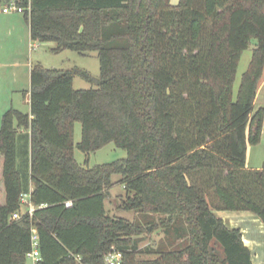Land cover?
<instances>
[{
  "label": "trees",
  "instance_id": "1",
  "mask_svg": "<svg viewBox=\"0 0 264 264\" xmlns=\"http://www.w3.org/2000/svg\"><path fill=\"white\" fill-rule=\"evenodd\" d=\"M31 6L32 39L55 42L54 52H96L100 78L79 67L34 65L31 112L11 107L3 114L0 264H26L33 227L37 264H79L78 254L83 264H103L113 247L123 264H253L241 230L216 212L250 211L264 222V164L246 166L247 147L261 142L264 125V108L255 110L264 78V0H31ZM76 76L98 87L76 89ZM77 122L82 136L75 143ZM109 143L127 157L93 167L75 157V147L89 155ZM114 175L121 176L117 182ZM115 183L126 192L120 207L145 223L108 213ZM28 192L33 214L21 204ZM15 212L21 216L13 218ZM158 221L165 238L157 249L139 250L133 235ZM139 252L157 256L138 259Z\"/></svg>",
  "mask_w": 264,
  "mask_h": 264
},
{
  "label": "rangeland",
  "instance_id": "2",
  "mask_svg": "<svg viewBox=\"0 0 264 264\" xmlns=\"http://www.w3.org/2000/svg\"><path fill=\"white\" fill-rule=\"evenodd\" d=\"M178 1L179 0H173V3H177ZM26 26H28V21L26 19L25 13L0 12V61L4 63L9 61L22 62L20 66L12 68L5 67V69L0 70L1 75L3 74L4 77L3 78L1 76L3 78V88H8L11 85L9 77L12 75V73L15 74L16 71H18V85H21L22 87L24 85V88L27 87L26 89H29V63L32 66L41 64L46 68L58 69L79 67L87 70L96 80L100 78V61L96 52H91L86 55H82L76 51L71 50L54 52L52 50V47L56 45L54 42H35L29 38V43L33 42L36 44V46L33 45L30 49L29 43L27 44L25 40V37L28 34V29ZM255 45L256 39H252L250 46L242 54L234 86L235 93L238 91L243 73L248 69ZM74 86L76 89H88L97 88L98 84L96 82H88L82 77L76 76L74 80ZM81 136L82 125L80 122H77L75 124V143L81 140ZM25 148L26 145L22 141L18 150V157L19 162H21V167L24 166L23 161H25L26 158ZM74 153L77 161L85 167H93L97 164L112 162L127 157V151L120 147H117L114 143H109L105 147L92 152L89 155L85 154L77 147H75ZM120 177V175H114L113 179L115 182H117ZM124 198H126L124 186L121 183H115L114 186L110 189L109 196L105 201V207L108 210V213L112 216L124 217L130 221L140 219L142 223H145V220H143L141 215L135 210H124L120 207V203ZM21 212H24V210H21ZM155 226V229L151 230L149 229V225L144 224L142 226L141 233H136L135 235H133L134 240L138 241L139 250H146L147 248L157 249L160 242L163 240V238H165L164 228L159 223V221ZM156 256V253L139 252L137 258L152 259ZM26 264H33V262L30 258H28Z\"/></svg>",
  "mask_w": 264,
  "mask_h": 264
},
{
  "label": "crops",
  "instance_id": "3",
  "mask_svg": "<svg viewBox=\"0 0 264 264\" xmlns=\"http://www.w3.org/2000/svg\"><path fill=\"white\" fill-rule=\"evenodd\" d=\"M26 27L28 29L27 30L28 34L26 35L25 40L28 44L29 38L32 39L29 23L28 26ZM32 41L38 42V40H33V39ZM33 45L36 46V44L33 42L29 43L30 49ZM56 45L54 47H56ZM54 47H52V50ZM21 64L22 62L19 61H15V62L9 61L6 63L0 61V70L5 69V67H11V68L17 67L20 66ZM31 69H32V65L29 63L28 76H30L31 74ZM17 72L18 71H16L15 74L12 73L10 77L8 76L10 78V84H11L8 88L5 87L3 88L2 79L4 77L3 74L1 75L0 72V128L2 126L3 114L11 107H14L25 113L31 112V101H30L31 80H30L29 89H26L27 87L24 88V85L23 87L21 85H18L19 75L17 74ZM260 107L264 108V78L261 82L255 100V110L259 109ZM26 132L27 131L22 129L19 130V134ZM263 164H264V125L262 130L261 142L256 145L249 144L247 147V157H246V166L248 169L261 168ZM18 166L19 168H21L20 167L21 162H19V157H18ZM216 213L218 216L223 218L225 224L229 228H238L241 230L243 241L251 251L253 264H264L263 220L258 215L250 211H217Z\"/></svg>",
  "mask_w": 264,
  "mask_h": 264
},
{
  "label": "built area",
  "instance_id": "4",
  "mask_svg": "<svg viewBox=\"0 0 264 264\" xmlns=\"http://www.w3.org/2000/svg\"><path fill=\"white\" fill-rule=\"evenodd\" d=\"M31 0H28V4L24 5L21 3V0H0V12H22V13H31ZM21 204L24 206L25 211L33 214L35 206L31 201V193H23L21 195ZM71 201H67V205L70 206ZM21 216L20 212H15L13 218H19ZM31 251L27 254V258H30L33 264H37L41 261V252L39 248V234L36 227L32 228L31 235ZM75 258L79 264H83V257L81 255H75ZM103 264H123V254L121 250L113 247L105 255Z\"/></svg>",
  "mask_w": 264,
  "mask_h": 264
}]
</instances>
